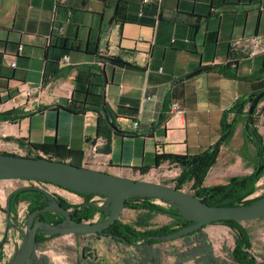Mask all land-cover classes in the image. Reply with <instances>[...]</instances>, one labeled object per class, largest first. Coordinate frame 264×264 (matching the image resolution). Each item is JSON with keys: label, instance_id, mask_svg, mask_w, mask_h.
Wrapping results in <instances>:
<instances>
[{"label": "crops", "instance_id": "1", "mask_svg": "<svg viewBox=\"0 0 264 264\" xmlns=\"http://www.w3.org/2000/svg\"><path fill=\"white\" fill-rule=\"evenodd\" d=\"M252 39L264 46V0H0V114L17 112L0 121V153L64 147L82 154V167L133 180L156 169L157 155L198 154L220 138L222 113L264 79L185 77L232 62L236 77L258 76ZM174 103L181 114H171ZM105 114L143 134L121 136ZM12 182L0 181V231L7 197L27 186Z\"/></svg>", "mask_w": 264, "mask_h": 264}, {"label": "trees", "instance_id": "2", "mask_svg": "<svg viewBox=\"0 0 264 264\" xmlns=\"http://www.w3.org/2000/svg\"><path fill=\"white\" fill-rule=\"evenodd\" d=\"M262 55V67L258 75H264V52L262 53ZM111 61L117 64H123V62L117 59H111ZM232 64L233 62L229 63L226 66H221L219 74L225 78H231L235 76L234 72L229 70V67ZM262 91H264V88H262L259 92L253 93L252 95L259 94ZM253 100V97L247 96L238 98L227 110L222 113L220 121V137L226 132H229V135L226 138L225 142H227L234 135L236 129L240 125L242 126V136L244 142L253 148V154L250 157L244 158V160H246L249 165H252L254 167L252 173L244 176L231 177L228 179L226 184L216 186H203V181L206 177V174L215 165L220 149V147H218L214 151H212L211 149L213 145L198 154L157 155L155 168H158L160 164L164 162H168L169 164L179 168L181 170V174L179 178L176 179V185L174 186V188L180 190L185 184L191 182V190L193 191L192 195L210 206L234 207L241 205H250L262 198L264 195L253 200H246L247 197L255 192L257 182L264 176V142L262 136L255 128V119H253V124L249 126L248 130L244 128V124L247 122L249 115L247 107L251 105ZM263 101L264 97L259 101L258 105ZM16 115L17 112L0 114V121L13 122L14 120L12 119V116L16 117ZM18 117L21 118V116ZM117 131L126 132L120 129H117ZM134 133L135 135L143 134L142 132ZM121 136L124 137L125 135L121 134ZM30 148L31 154L34 155L32 158H41L38 156V154L43 153L45 158L48 160L61 161L78 167H82L81 153H74L64 147L59 146L30 145ZM260 167H262V170L257 173V170ZM138 170L142 175H144L151 170V167L140 168ZM26 187L30 188L17 190L13 192L10 197V221H15L18 205L22 202H26L29 204V213L43 207L44 205L45 198L38 190L39 187L31 185ZM82 197L84 198V202L78 206H71L67 203V201L58 196H56V199L65 210H71L70 217L77 222L91 221L96 215H99V221H103L108 217V212L104 211L103 209L100 210L99 207H97V205L95 204L89 203L88 200L90 196ZM156 201V199L151 198H135L127 200L125 202V208H130L136 211H144L147 214L145 216V219H137L134 223H124L121 219H119L112 226L106 229L103 235L100 236L109 238L115 243L122 244L128 247L139 248L142 252H146V248L160 243L158 241L148 239V237L172 234L184 227L191 225L190 222L174 217L173 214H177L178 212L176 210H173L169 204L160 201L165 204V206H160L155 203ZM168 213H170V216L168 215ZM158 214L167 215L170 218V222L166 225L153 229L150 227L149 222L153 218V215ZM37 219L46 221L53 225L59 224L63 220V218L56 213H42L38 216ZM217 223L230 226L234 231L235 246L229 254L231 264H250V241L247 238L246 233L242 229L234 227L238 223L233 221ZM13 226H15V224H12L11 227ZM202 229L181 238L184 241H187V239H191L190 243H192L190 245H186L187 250L189 248V252L187 251L188 256L186 257V259H183V261H193L196 262V264H215V259L211 254L210 243L203 235ZM44 237L45 236H43L39 232L37 235L36 245L38 244L39 239ZM116 237L122 238V241L117 240ZM5 243L6 239H4L0 243V258L1 251ZM42 260L43 259L39 261L42 262ZM32 261L33 256L28 264Z\"/></svg>", "mask_w": 264, "mask_h": 264}, {"label": "water", "instance_id": "3", "mask_svg": "<svg viewBox=\"0 0 264 264\" xmlns=\"http://www.w3.org/2000/svg\"><path fill=\"white\" fill-rule=\"evenodd\" d=\"M219 71V66H207L194 71L185 77V79L195 77L202 73ZM231 78L240 81L256 82L263 80L264 75L254 77L233 76ZM247 97H253L254 100L248 107V120L244 124L246 130L253 124V113L259 101L264 97V91L256 95H247ZM105 118L110 127L118 132L107 114H105ZM160 123L161 119L157 121L155 126H158ZM146 132L144 131V133ZM118 133L125 136L135 134L127 131ZM228 135L229 132L223 134L213 144L211 150L214 151L220 147ZM261 169L262 167L257 170V173ZM16 180L49 183L66 191L85 196H102L105 198V203L99 209H103L109 215L103 221L77 222L70 217L71 211L65 210L54 195L38 188L45 198L44 207L36 209L26 216L22 243L7 264H28L35 253L38 232H41L46 237L103 235L106 229L120 219L125 209V202L135 198H151L167 203L173 210L178 212L177 214H173L174 217L191 223V225L172 234L148 237V239L158 242L181 239L190 233H194L217 222L233 221L239 223L264 218V196L250 205L234 207L210 206L192 194L171 186L144 180H133L103 171L78 167L61 161L48 160L46 158H29L0 153V181ZM29 188L19 187L13 192ZM12 193H10L6 200V214L8 217ZM42 213H57L63 216L64 220L59 224L53 225L37 219ZM168 215L170 216V213ZM9 227L10 223L7 222L5 236ZM116 239L122 241L120 237H116Z\"/></svg>", "mask_w": 264, "mask_h": 264}, {"label": "rangeland", "instance_id": "4", "mask_svg": "<svg viewBox=\"0 0 264 264\" xmlns=\"http://www.w3.org/2000/svg\"><path fill=\"white\" fill-rule=\"evenodd\" d=\"M263 106L264 101L257 106L255 112V128L258 133H264ZM261 136L264 142V135ZM15 152L18 153L17 151ZM252 154L253 148L244 142L243 136L241 134L233 135L220 146L216 163L206 174L203 186L226 184L231 177L252 173L254 167L244 160V158L250 157ZM180 174L181 170L179 168L168 162H164L155 170L149 171L144 175L141 174L142 178L140 180L174 187L176 179L179 178ZM11 184L15 188L21 186L23 183L16 180ZM191 188L192 183L189 182L180 190L192 194ZM46 190L52 195L63 198L71 206L80 205L83 201L81 197L62 189L49 186L46 187ZM262 195H264V176L258 181L257 191L252 196L247 197L246 200H253ZM156 204L164 206L160 203ZM146 215L144 211L125 208L120 219L124 223H134L137 219H145ZM25 216L26 210L18 221L22 222ZM152 217L149 224L153 229L170 222V218L167 215L158 214ZM93 221H99V215H96L91 220V222ZM7 222L10 223V227L5 236ZM19 222L16 223L9 219L5 220L2 226L0 241L5 238H7V241L1 251L0 264L6 262V252L11 254L13 250V253H15L14 251L22 243L23 239L20 240V238L23 237L25 232V221ZM12 224H15L13 226L15 227L14 229H11ZM234 227L242 229L250 241V264H264V218L239 222ZM202 233L210 243L211 254L215 259V264H231L229 254L235 246V235L232 227L221 223H214L204 227ZM190 242L191 239H187V241L177 239L160 242L157 245L146 248V252H142L139 248L124 246L100 235H67L58 237L57 239L47 237L39 239L35 253L33 254V261L29 264H196L193 261H183L188 256L189 248L187 250L186 245L192 244ZM41 259H43L42 262L39 261Z\"/></svg>", "mask_w": 264, "mask_h": 264}, {"label": "built area", "instance_id": "5", "mask_svg": "<svg viewBox=\"0 0 264 264\" xmlns=\"http://www.w3.org/2000/svg\"><path fill=\"white\" fill-rule=\"evenodd\" d=\"M263 52H264V46L258 39H252L248 43V45H247V54H248L249 57H255V56H257V55H259V54H261ZM66 60H67V57H64V61H66ZM11 65H12V67H15L16 64L13 62ZM23 96L25 98H27V99H30L32 97V91L31 90L24 91L23 92ZM182 112H183L182 109L177 104L174 103V104L171 105V114L178 115V114H181ZM138 126H139L138 122L132 121L130 123V128H132V129H137ZM22 182L27 183V184L31 183V184H34V185H37V186H40V187L41 186L42 187H49L50 186V187L56 188V186L48 184V183L32 182V181H30V182L29 181H22ZM92 201L97 203V206L101 208V207L104 206L105 198H102L101 196H98V195H94L93 198H92ZM155 203H160V204L165 206V204L160 202L159 200H157ZM25 210H26L25 206L24 207L20 206L18 208L17 214H16L17 220H19V218L21 217L22 213L25 212ZM25 219H26V216L24 217L22 222H24ZM22 222H20V223H22ZM13 255H14L13 250H12L11 254L6 252L5 261L6 262L10 261L11 258L13 257ZM6 262H4V264H6Z\"/></svg>", "mask_w": 264, "mask_h": 264}, {"label": "flooded vegetation", "instance_id": "6", "mask_svg": "<svg viewBox=\"0 0 264 264\" xmlns=\"http://www.w3.org/2000/svg\"><path fill=\"white\" fill-rule=\"evenodd\" d=\"M254 112H256V110H255ZM253 114H254V115H253V119H255V113H253ZM255 126H256V124H255ZM261 170H262V169H261ZM261 170H260V171H261ZM260 171H259V172H260ZM259 172H258V173H259ZM48 184H49V183H48ZM257 184H258V182H257ZM257 184H256V190H255V192L257 191ZM30 185H31V186H36V187H39V188H41V189L46 190V187H42V186L40 187V186H37V185L31 184V183H28V184H27V186H30ZM51 185H52V184H51ZM54 186H55V185H54ZM56 188H57V189H62V188H59V187H57V186H56ZM62 190H64V189H62ZM46 191H47V190H46ZM65 191H66V190H65ZM68 192H69V191H68ZM255 192H254V193H255ZM70 193H72V192H70ZM72 194L75 195V196H79V197H81V198L83 199L82 203L84 202V198H83L82 196H85V195H80V194H75V193H72ZM54 196H55V198H56V195H54ZM89 196H90V197H89V200H88L89 203H92V204L97 205V203H95V202L92 201V198H93L94 195H89ZM101 197H102V196H101ZM102 198H104V197H102ZM82 203H81V204H82ZM81 204H80V205H81ZM20 206H23V207L25 206V209H26V216H27V215L29 214V211H28L29 204L26 203V202H22V203H20V204L18 205V208H19ZM76 206H78V205H76ZM43 207H44V205H43ZM43 207H41V208H43ZM97 207H98V206H97ZM18 208H17V210H18ZM99 208H100V207H99ZM38 209H39V208H38ZM70 211H71V210H70ZM56 214H57V213H56ZM59 215H60V214H59ZM60 216H61V215H60ZM61 217H62L63 220H64V217H63V216H61ZM25 220H26V219H25ZM63 220H62V221H63ZM41 221H42V220H41ZM62 221H61V222H62ZM15 222H16V223L19 222V221L17 220V218H15ZM96 222H97V221H96ZM19 223H20V222H19ZM21 228H22V227H21ZM21 230H22V229H21ZM38 233H39V232H38ZM40 233H41V232H40ZM41 234H42V233H41ZM37 235H38V234H37ZM42 235H43V234H42ZM97 235H98V234H97ZM43 236H44V235H43ZM44 238H47V237L45 236ZM5 239H6V241H7V238H5ZM22 239H23V237H22Z\"/></svg>", "mask_w": 264, "mask_h": 264}]
</instances>
